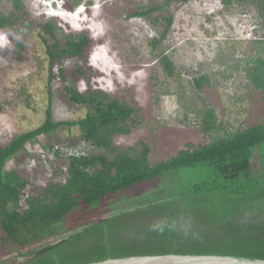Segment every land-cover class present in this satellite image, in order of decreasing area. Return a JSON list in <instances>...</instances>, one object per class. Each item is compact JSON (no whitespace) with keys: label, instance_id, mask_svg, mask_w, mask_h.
<instances>
[{"label":"trees","instance_id":"1","mask_svg":"<svg viewBox=\"0 0 264 264\" xmlns=\"http://www.w3.org/2000/svg\"><path fill=\"white\" fill-rule=\"evenodd\" d=\"M10 1L13 12L0 11V30L19 35L35 27L40 30L51 71L66 60L86 66L92 47L88 36L67 34L54 20L40 24L26 20L22 0ZM188 1L164 0L133 15L156 25L158 19H153V15ZM221 1L226 6L250 5L264 22V0ZM80 2L77 0L76 5ZM164 21L165 31L151 44L153 48L168 34L172 16ZM17 46L22 49L20 43ZM160 63L172 76L170 58L162 54ZM82 66L75 73L87 78ZM246 74L264 100V59L248 67ZM59 75L66 84L65 102L85 107L88 113L75 122H56L49 109L41 126L13 137L6 145L0 144V233L4 242L19 249L40 244L69 231V221L84 209H98L110 198L139 187L162 185L172 177H177L178 183L173 189L140 201L133 211L97 220L67 239L20 253L14 264H91L171 254L264 260V122L237 132L225 130L220 135L222 125L215 111L208 109L202 119V131L206 135L216 133L217 138L198 148L188 146L171 159L152 164L147 144L127 150L114 145L116 136L129 134L128 122L135 113L131 108L99 88L80 91L67 80L63 69ZM53 78L51 73L50 81ZM205 80H195L199 92ZM74 127L94 150L88 156L66 158V168L59 167L36 190L30 192L31 182L19 170H5L7 163L28 144ZM49 148L52 151L54 146ZM54 156L63 158L57 153ZM186 169L198 170L199 180L186 183Z\"/></svg>","mask_w":264,"mask_h":264},{"label":"rangeland","instance_id":"2","mask_svg":"<svg viewBox=\"0 0 264 264\" xmlns=\"http://www.w3.org/2000/svg\"><path fill=\"white\" fill-rule=\"evenodd\" d=\"M164 0H22L25 19L37 24L55 21L67 34H84L92 41L86 66L66 60L52 71L40 30L24 35L0 30V144L41 126L50 109L56 122L83 119L85 107L69 105L59 70L80 91L99 88L135 113L128 122L129 134L116 136L114 145L127 150L140 143L150 147L149 160L157 164L188 146L211 143L217 134L202 131L205 111L212 109L225 130L237 132L264 122L263 95L248 80L246 70L264 59V22L250 5L226 6L221 0H190L174 4L147 18L134 17L141 8ZM10 0H0V11L13 12ZM172 26L165 39L152 43L165 31V18ZM22 45V49L17 46ZM168 56L173 64L169 76L160 63ZM82 66L87 78L77 74ZM93 70L89 71L88 69ZM54 78L50 81V74ZM205 77L199 92L195 80ZM78 128L42 136L28 144L6 171L19 170L31 182L30 192L43 185L57 169L66 168V158L56 159L50 146L75 149L84 143ZM264 152V145L261 146ZM186 183L199 180L196 169H186ZM177 177L139 187L107 200L102 207L82 210L69 221L71 229L40 244L19 249L2 239L0 264H14L20 253L55 244L82 231L90 223L137 209L140 201L167 188ZM20 260V259H19Z\"/></svg>","mask_w":264,"mask_h":264},{"label":"water","instance_id":"3","mask_svg":"<svg viewBox=\"0 0 264 264\" xmlns=\"http://www.w3.org/2000/svg\"><path fill=\"white\" fill-rule=\"evenodd\" d=\"M91 264H264V260L229 257V256H197V255H162L133 256L108 259Z\"/></svg>","mask_w":264,"mask_h":264},{"label":"built area","instance_id":"4","mask_svg":"<svg viewBox=\"0 0 264 264\" xmlns=\"http://www.w3.org/2000/svg\"><path fill=\"white\" fill-rule=\"evenodd\" d=\"M94 150V147L87 142L82 143L78 148H64L61 145H56L52 149L51 153L52 155H55V153L59 154L63 158H69V157H81V156H88L92 151Z\"/></svg>","mask_w":264,"mask_h":264}]
</instances>
